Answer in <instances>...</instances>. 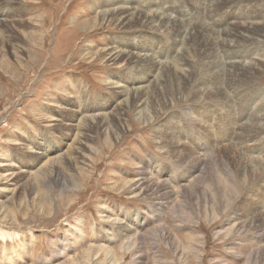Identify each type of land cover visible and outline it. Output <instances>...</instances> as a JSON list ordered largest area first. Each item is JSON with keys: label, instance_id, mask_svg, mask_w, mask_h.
I'll list each match as a JSON object with an SVG mask.
<instances>
[{"label": "rangeland", "instance_id": "1", "mask_svg": "<svg viewBox=\"0 0 264 264\" xmlns=\"http://www.w3.org/2000/svg\"><path fill=\"white\" fill-rule=\"evenodd\" d=\"M255 1L0 0V162L22 171L0 184V264H264V34L239 18ZM120 7L176 24L122 29ZM197 25L220 29L210 56ZM130 48L140 65L108 55ZM79 132L85 175L62 159Z\"/></svg>", "mask_w": 264, "mask_h": 264}, {"label": "bare ground", "instance_id": "2", "mask_svg": "<svg viewBox=\"0 0 264 264\" xmlns=\"http://www.w3.org/2000/svg\"><path fill=\"white\" fill-rule=\"evenodd\" d=\"M109 1H111V0H108V2ZM221 1V0H220ZM233 1V0H232ZM252 1H255V0H252ZM121 2H124V1H121ZM256 2V1H255ZM255 2H251L249 5V7L251 8V11L255 14V16H252V13H249V10H247L246 8H245V10H241V12L239 13V18H241L240 20L241 21H245V23H244V26L246 27H248L249 29H250V27H251V29L255 32V33H258V35L260 34L261 36L264 34V22L259 18V17H261V18H263L264 17V15H262V12H258L259 10H256L255 8H254V3ZM218 3V2H217ZM222 3H224L223 1H222ZM228 3H230V1L228 2ZM256 4V3H255ZM225 5V4H224ZM223 5V6H224ZM232 5H233V3H232ZM261 5V4H260ZM222 6V5H221ZM236 6H237V4H236ZM245 6V5H244ZM248 6V5H247ZM257 6V5H256ZM216 7V6H215ZM231 7V6H230ZM260 7V6H259ZM243 8V7H242ZM248 8V7H247ZM111 11H113V10H111ZM118 12H117V16H118V21H119V23H120V25H122V29H131V28H133L134 26H138L139 28H142V30H150V31H160V29H163V28H167V26H164V24H165V22H174L173 24H176L175 23V21H174V19L169 15V14H162V13H154L153 15H152V17H150V16H147V15H145L144 13H141L140 11H138V13H136L135 12V14L132 12V10H128L127 8H118V10H117ZM184 11V10H183ZM261 11V10H260ZM102 13V17H103V20H105V19H109L110 18V16H107V15H109V11H107V12H105V11H102L101 12ZM166 13V12H165ZM184 14V13H183ZM124 15V16H123ZM159 15H162V16H159ZM188 15L189 14H186L185 15V17L187 18L188 17ZM190 16V15H189ZM235 16V15H234ZM2 17V16H1ZM150 18H152V19H150ZM189 19V18H188ZM1 20H3L2 18H1ZM154 20H156V22H163L162 24H163V26H162V28H160V29H157V28H155V26H153V23H154ZM167 20V21H166ZM204 20V19H203ZM4 21H7V20H4ZM190 21V20H189ZM193 21V20H192ZM3 22V21H2ZM187 23H188V21H187ZM186 23V24H187ZM161 24V23H160ZM196 25V24H195ZM219 25L221 26V30H225V32H226V34L228 33H230L231 34V32H237V30L239 29L238 28V24L236 23V22H234L233 21V16L231 17V15L230 16H228V18H227V20L226 21H223L222 20V22H220L219 23ZM227 25H229V26H231V29H228L227 28ZM188 26V25H187ZM172 27V26H171ZM211 28H213V27H211ZM180 29V28H179ZM184 29V28H183ZM195 29V33H196V35H198L200 38L198 39L200 42H199V44H200V46H201V48H205V53H206V55H208V56H210L211 55V53L212 52H214V48H216L215 47V41L216 40H221V39H219V37L217 36V31H219V30H217V31H215V30H212V29H210L209 28V26H207V27H204L203 25L201 26V25H197V27H195L194 28ZM243 29V28H242ZM178 30V29H177ZM253 31H252V33H253ZM208 32V33H207ZM157 33V32H156ZM182 34H183V32H181ZM211 33H215V39H212V37H211ZM158 34H159V32H158ZM180 33H178L177 32V34L175 35L176 37V39L177 38H180L181 36H182V34L181 35H179ZM225 34V35H226ZM238 34V33H237ZM240 35L242 34V32L241 33H239ZM29 35V34H28ZM232 35H234V33H232ZM256 36H257V34H255ZM228 36V35H227ZM236 36V35H235ZM241 36H243V34L241 35ZM245 37V36H244ZM243 37V38H244ZM148 38V37H147ZM195 38V37H194ZM197 38V37H196ZM234 38V37H233ZM239 38V37H238ZM250 38V37H249ZM181 39V38H180ZM179 39V40H180ZM230 39H231V37H230ZM237 39V38H236ZM242 39V38H241ZM182 40V39H181ZM196 40V39H195ZM256 40V39H255ZM146 41H148V40H146ZM154 41V40H153ZM155 41H156V39H155ZM123 42V41H122ZM176 43H179V41L177 42V41H175ZM196 42V41H195ZM217 42V41H216ZM156 43H158V40L156 41ZM190 43V42H189ZM225 43H227V42H225ZM181 44V43H180ZM179 44V45H180ZM224 44V43H223ZM255 44V43H254ZM191 45V44H190ZM260 46V45H259ZM149 47L150 46H148L146 49H145V46H144V49H145V51H147V53L145 54V61L146 62H149L150 64H151V68H152V66L154 65L153 63H155L154 61H155V58L153 57V55H149ZM214 47V48H213ZM226 47V46H225ZM228 48V47H227ZM252 49V48H251ZM255 49V48H254ZM253 49V50H254ZM130 50L131 51H124V50H121V51H119V52H117V53H115V54H112L113 53V51L114 50H112L108 55L112 58V57H114V56H116L112 61L113 62H120V63H127V64H129L130 62L132 63V61L133 60H138V62L137 61H135L136 63H138V65H140V63H142V57L143 56H139V57H137V55L134 53V51H133V48H130ZM216 50V49H215ZM186 52V51H185ZM184 52V53H185ZM236 53V52H235ZM249 53H251V52H249ZM253 53H255V52H253ZM148 54V55H147ZM213 55H215V53L213 54ZM236 56H239V55H237L236 54ZM254 56H256V55H254ZM245 57H248V56H245ZM250 57V56H249ZM215 58V57H214ZM213 58V59H214ZM203 61V60H202ZM207 62V61H206ZM253 62H255V61H253ZM215 65V64H214ZM155 66V65H154ZM253 66H255V64L254 63H252L251 64V62H249V64L246 66L245 64H239V63H236L235 65H231V67L230 68H232V69H234V71L233 70H231V75H234L235 74V70H248L249 71V74H256L257 75V71L254 69V67ZM209 67V66H208ZM180 68V67H179ZM166 69V68H165ZM167 69H170V68H167ZM211 69H213V68H211ZM219 69H220V67H219ZM172 71V70H171ZM170 71V72H171ZM209 72V71H208ZM213 74H216V73H214V69L211 71ZM176 73V72H175ZM211 74V73H210ZM220 74V73H219ZM191 75V74H190ZM222 74H220V76H221ZM172 76V75H171ZM193 77V76H192ZM209 77V76H208ZM233 77V76H232ZM172 78V77H171ZM205 78V77H204ZM217 78V77H216ZM230 78V77H229ZM220 80V79H219ZM236 80V79H235ZM232 82V81H231ZM184 83V82H183ZM230 83V82H229ZM119 84H121V83H119L118 81H117V83H115L114 84V87L115 88H112V89H119V90H121V93L120 92H118V93H116L118 96H119V94L120 95H123L124 94V91H122V89H128V88H126V86H125V84H121V85H119ZM217 89H218V91H219V93L221 94V95H224L223 93H221V89L222 88H220V87H217ZM212 97V96H211ZM132 98V97H131ZM212 99H213V97H212ZM122 102V101H121ZM127 102H129L128 100H123V102L122 103H124V104H126ZM88 104H89V102H88ZM87 111H89V110H87ZM118 112H114V116L117 114ZM84 114V113H83ZM83 114H81V115H83ZM87 115V117H85ZM95 116H94V114H93V116L91 115V114H89V112H85V115L84 116H81V118H80V120H79V122H78V124L76 125V132L77 131H79L80 130V132H81V130L86 126L85 124H86V122H87V131H88V129H90V128H93V126H92V124H94L95 123V119L96 118H94ZM116 117V116H115ZM227 119V118H226ZM56 120H58V119H56ZM56 120H54V119H52V121H56ZM228 121V120H227ZM252 121H254V120H252ZM232 124H233V121H232ZM261 127V128H260ZM86 128V127H85ZM259 129V130H258ZM264 130V127L263 126H251L250 128H249V141H250V139L254 136V135H259L260 134V132L261 131H263ZM84 131H86L85 129H84ZM79 132V133H80ZM83 132V131H82ZM90 132V131H89ZM89 132H88V134H89ZM258 132H259V134H258ZM84 133V132H83ZM81 134V133H80ZM262 134V133H261ZM264 135V134H263ZM84 137V135H82L81 134V139ZM90 136L89 135H87V152L88 153H91L94 149H93V147H88V142H89V140H90V138H89ZM75 139H76V137H75ZM73 140V146L74 147H76L75 149L77 150L76 152H75V150H74V152H75V154H74V156H72V154H71V152H70V150H69V152L68 153H66V157H63L62 159H63V161H66V160H64V158L65 159H67L68 161H70V160H73L75 163H76V165H79L78 166V168H79V172L81 173V175H85V173H84V171L85 170H83L82 168H80L81 167V165L82 166H84L86 163L85 162H87V157H85V156H83L82 155V153L84 152L83 151V149L81 148V146H85L84 144H83V139L82 140H80L79 139V141L76 143V140ZM86 139V138H85ZM75 145H77V146H75ZM85 149V148H84ZM250 151V150H249ZM29 153H37L36 152V150H34V149H32V148H30L29 149ZM61 157H62V155H60ZM255 160V159H254ZM62 163H64V162H62ZM61 163V164H62ZM195 167V166H194ZM0 169H6L5 170V174L4 175H2V176H0V184L2 185H6L5 187H3L6 191L5 192H11L10 191V188L8 187L11 183H13V181H14V179L17 177V176H19V174H21V172L20 173H18L19 171H17V170H19V169H16V165L14 164V163H12V162H9V164L8 163H4V162H0ZM57 172V174L59 175V176H61V177H65V181H67V176H65V175H62V171L61 170H57L56 171ZM57 175V176H58ZM143 175V174H142ZM153 175V174H152ZM58 179H60V178H58ZM57 179V180H58ZM151 179H153V178H151ZM150 179V180H151ZM149 180V181H150ZM64 181V182H65ZM149 181H147V179L146 178H144L143 180H141V179H139L136 183H134L132 186H133V191H135V193H137V191L139 192V193H141L142 191H144V190H146L147 189V187L145 186V185H147L148 184V182ZM152 181H154V179L152 180ZM157 181V180H156ZM263 181V180H262ZM63 182V181H62ZM165 182V181H164ZM163 182V183H164ZM150 183V182H149ZM166 183V186L168 185L167 184V182H165ZM164 183V184H165ZM63 184V183H62ZM149 185V184H148ZM76 186V185H75ZM165 186V185H164ZM165 186V187H166ZM63 187V186H62ZM73 187V186H72ZM141 187V188H140ZM187 187V186H186ZM76 188V187H75ZM8 189V190H7ZM167 189V188H166ZM172 190H173V187H172ZM4 191V190H3ZM12 191H14V190H12ZM132 192V191H131ZM258 193V192H257ZM173 196V195H172ZM163 204H161V205H159V207L161 208V206H162ZM251 206V205H250ZM163 207V206H162ZM133 231H134V228H133ZM262 234V233H261ZM256 241V240H255ZM128 247H133V244L130 246H128ZM94 249V248H93ZM127 249H129V248H127ZM132 249V248H131ZM126 250V249H125Z\"/></svg>", "mask_w": 264, "mask_h": 264}, {"label": "crops", "instance_id": "3", "mask_svg": "<svg viewBox=\"0 0 264 264\" xmlns=\"http://www.w3.org/2000/svg\"><path fill=\"white\" fill-rule=\"evenodd\" d=\"M150 215V214H149Z\"/></svg>", "mask_w": 264, "mask_h": 264}]
</instances>
